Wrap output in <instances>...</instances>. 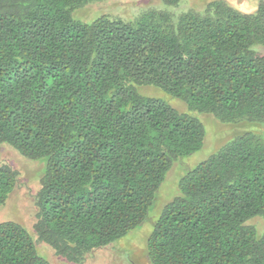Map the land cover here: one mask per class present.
<instances>
[{
    "label": "trees",
    "instance_id": "obj_1",
    "mask_svg": "<svg viewBox=\"0 0 264 264\" xmlns=\"http://www.w3.org/2000/svg\"><path fill=\"white\" fill-rule=\"evenodd\" d=\"M101 1L0 0V145L41 165L35 222H0V264H53L39 243L87 264L138 233L150 264H264V0L75 17ZM195 112L238 127L182 173L206 143ZM19 175L0 163V205Z\"/></svg>",
    "mask_w": 264,
    "mask_h": 264
},
{
    "label": "rangeland",
    "instance_id": "obj_2",
    "mask_svg": "<svg viewBox=\"0 0 264 264\" xmlns=\"http://www.w3.org/2000/svg\"><path fill=\"white\" fill-rule=\"evenodd\" d=\"M208 1L213 0H180V3L173 8V10H176V14L190 9L202 10ZM226 1L236 9L251 12L256 9V5H258L260 0ZM150 8L167 9L168 6H166L164 0H104L92 3L79 10L78 14H75V17L91 22L95 17H98L101 14H108L111 17H120L130 20ZM140 91L145 96L162 98L174 106V103L179 100L168 94L163 95L164 93L161 90L160 91L163 94H160L159 91L152 90ZM195 113L205 121L206 143L201 150L193 152L190 156L184 158L187 167H183L184 169L182 173H185L188 169L195 167L198 163L206 159L210 155V152H212V148L215 147V149H217L224 145L232 136V129L238 127L233 124L223 123L214 115L211 117L198 112ZM239 127H241L238 128L239 130L248 128L247 126L241 125ZM0 163H8L20 173L17 188L8 197L7 201L3 205H0V222L15 220L30 229L35 222L38 209L35 203V195L40 186L39 169L41 168V165L39 163L29 162L27 159L19 156L18 153L10 147L2 145H0ZM177 173H179L178 166L172 170L171 178L169 179L171 184L165 185L162 189L161 198L163 200H165V194H174L178 184V181L174 183L175 174ZM172 183L174 185H172ZM156 204H158V202H156ZM162 209L163 207L156 211L155 205V214H153V217L156 216L155 218H157ZM142 244L143 234H134V236L129 239H124L114 244V246L97 250L89 256L87 264H150L145 257ZM38 253L39 255L46 257L53 264H68L64 259L57 256L55 251L45 243L38 244Z\"/></svg>",
    "mask_w": 264,
    "mask_h": 264
}]
</instances>
